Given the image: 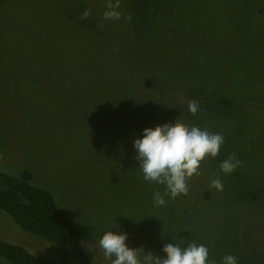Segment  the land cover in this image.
<instances>
[{
    "label": "rangeland",
    "instance_id": "374dc122",
    "mask_svg": "<svg viewBox=\"0 0 264 264\" xmlns=\"http://www.w3.org/2000/svg\"><path fill=\"white\" fill-rule=\"evenodd\" d=\"M109 3L0 0V170H28L94 264H110L97 242L111 228L141 261L190 240L216 264H264V0H119L118 20ZM174 120L224 142L156 207L163 186L143 179L132 139ZM229 157L240 163L225 174ZM0 239L51 256L3 212Z\"/></svg>",
    "mask_w": 264,
    "mask_h": 264
},
{
    "label": "clouds",
    "instance_id": "9594fccd",
    "mask_svg": "<svg viewBox=\"0 0 264 264\" xmlns=\"http://www.w3.org/2000/svg\"><path fill=\"white\" fill-rule=\"evenodd\" d=\"M119 0L109 3L104 12L105 19H120L121 13L116 11ZM88 11L82 13L81 19L87 18ZM125 19H130L125 16ZM187 113L196 114L197 102L187 105ZM224 138L218 133H210L197 126L185 127L175 120L155 126L144 127L139 135L134 134L132 146L135 150L134 159L142 172L143 179L149 183L163 186V192H153L154 206H163L167 196L169 200L188 191L186 178L199 175L200 163L205 158L215 157L223 144ZM240 161L229 157L220 164L223 173H231ZM211 187L222 190L219 179L211 181ZM111 228L102 232L98 239V247L110 264H216L209 258L208 249L203 244L187 241L185 246L179 244H164L161 251L163 257L156 258L151 253H144L143 261L139 258L142 247L131 248L125 241L127 234L113 231ZM220 264H236L232 255L222 257Z\"/></svg>",
    "mask_w": 264,
    "mask_h": 264
},
{
    "label": "trees",
    "instance_id": "16d2710c",
    "mask_svg": "<svg viewBox=\"0 0 264 264\" xmlns=\"http://www.w3.org/2000/svg\"><path fill=\"white\" fill-rule=\"evenodd\" d=\"M224 101V100H223ZM219 112L229 103L215 101ZM30 172L19 175L0 170V212L22 231L38 236L51 249V256L36 255L23 246L0 239V260L5 264H94L72 220L45 189L30 183Z\"/></svg>",
    "mask_w": 264,
    "mask_h": 264
}]
</instances>
